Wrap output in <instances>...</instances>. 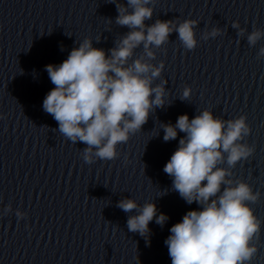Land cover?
I'll return each instance as SVG.
<instances>
[{"label":"water","instance_id":"1","mask_svg":"<svg viewBox=\"0 0 264 264\" xmlns=\"http://www.w3.org/2000/svg\"><path fill=\"white\" fill-rule=\"evenodd\" d=\"M152 6L149 25L197 20V46L185 49L172 33L154 49L151 62H164L154 85L167 80L165 106L118 145L116 159L88 164L86 145L62 136L43 110L54 88L46 65L62 63L85 38L107 52L129 29L116 25L110 0H0V264H171L169 229L199 206L171 190L163 168L184 133L165 142L161 124L205 109L223 119L247 116L252 131L243 142L255 152L232 172L261 193L251 206L264 221V58H257L264 39L247 42L254 28L264 29V0H154ZM233 22L246 29L243 36ZM213 27L221 35L203 39ZM141 52L142 46L133 59ZM186 86L191 95L182 100ZM123 198L153 201L167 223L150 222L148 238L128 231V216L136 212L117 207ZM17 210L26 216L17 217ZM257 246L252 264H264V224Z\"/></svg>","mask_w":264,"mask_h":264},{"label":"clouds","instance_id":"2","mask_svg":"<svg viewBox=\"0 0 264 264\" xmlns=\"http://www.w3.org/2000/svg\"><path fill=\"white\" fill-rule=\"evenodd\" d=\"M110 2L118 12L116 25L129 29L113 48L106 52L85 38L62 63L46 65L54 88L45 96L43 110L58 123L62 136L73 144L86 145L82 157L88 164L116 159L118 145L127 143L157 108L165 106L167 80L154 85L164 62H151L156 58L154 49L169 42L172 33L187 50L195 49L198 43L195 19H156L149 25L146 21L153 17L154 0H127L126 5L119 0ZM232 27L239 36L246 31L238 22ZM219 35L221 29L213 27L202 38ZM261 39L264 29L254 28L247 35L250 46ZM141 46V54L133 59ZM257 58H264V46ZM191 91L186 86L181 99L187 100ZM161 128L165 142L184 133L163 171L172 179V191L187 204L199 206L169 229L164 243L171 264H252L264 221L251 205L261 193L243 179H234L232 172L238 162L255 152L254 146L243 142L252 131L247 116L223 119L205 109L192 119L182 114L175 124L162 123ZM162 193L167 194V190ZM117 207L125 213L135 210V215L128 216V231L145 238L151 234L150 222L155 219L163 227L169 219L162 212L158 214L153 201L140 205L133 198H123ZM11 210L9 204L4 212ZM16 216L23 219L26 213L17 210Z\"/></svg>","mask_w":264,"mask_h":264}]
</instances>
